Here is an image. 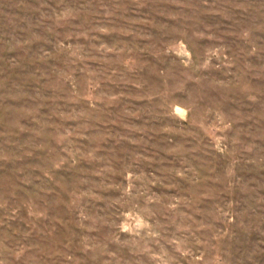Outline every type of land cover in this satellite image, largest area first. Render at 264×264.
Instances as JSON below:
<instances>
[{
    "label": "rangeland",
    "instance_id": "rangeland-1",
    "mask_svg": "<svg viewBox=\"0 0 264 264\" xmlns=\"http://www.w3.org/2000/svg\"><path fill=\"white\" fill-rule=\"evenodd\" d=\"M0 264H264V0H0Z\"/></svg>",
    "mask_w": 264,
    "mask_h": 264
}]
</instances>
